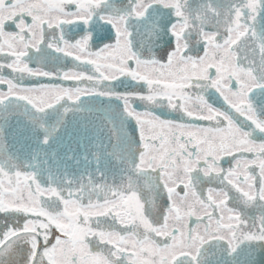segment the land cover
Listing matches in <instances>:
<instances>
[{
    "label": "snow or ice",
    "instance_id": "snow-or-ice-1",
    "mask_svg": "<svg viewBox=\"0 0 264 264\" xmlns=\"http://www.w3.org/2000/svg\"><path fill=\"white\" fill-rule=\"evenodd\" d=\"M0 264H264V0H0Z\"/></svg>",
    "mask_w": 264,
    "mask_h": 264
}]
</instances>
